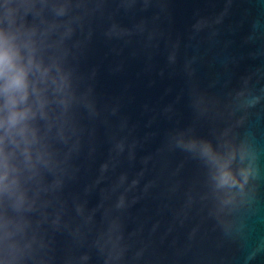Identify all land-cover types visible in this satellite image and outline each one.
<instances>
[{"label":"water","instance_id":"1","mask_svg":"<svg viewBox=\"0 0 264 264\" xmlns=\"http://www.w3.org/2000/svg\"><path fill=\"white\" fill-rule=\"evenodd\" d=\"M70 3L71 134L21 264H264V176L222 206L172 135L264 149V0Z\"/></svg>","mask_w":264,"mask_h":264},{"label":"clouds","instance_id":"2","mask_svg":"<svg viewBox=\"0 0 264 264\" xmlns=\"http://www.w3.org/2000/svg\"><path fill=\"white\" fill-rule=\"evenodd\" d=\"M70 8V0H0V264H21L30 246V213L48 187L43 174L59 167L53 141L67 142L71 134V71L56 50L72 31L60 19ZM62 24L60 40L50 39ZM172 135L206 166L222 206L236 203L264 176V149L251 135L221 143L184 130Z\"/></svg>","mask_w":264,"mask_h":264}]
</instances>
